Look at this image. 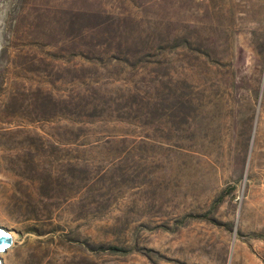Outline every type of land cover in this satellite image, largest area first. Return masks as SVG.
I'll use <instances>...</instances> for the list:
<instances>
[{
    "label": "rangeland",
    "instance_id": "rangeland-1",
    "mask_svg": "<svg viewBox=\"0 0 264 264\" xmlns=\"http://www.w3.org/2000/svg\"><path fill=\"white\" fill-rule=\"evenodd\" d=\"M0 230V264H264V0H0Z\"/></svg>",
    "mask_w": 264,
    "mask_h": 264
},
{
    "label": "water",
    "instance_id": "water-1",
    "mask_svg": "<svg viewBox=\"0 0 264 264\" xmlns=\"http://www.w3.org/2000/svg\"><path fill=\"white\" fill-rule=\"evenodd\" d=\"M9 244V235L5 230H0V251H5Z\"/></svg>",
    "mask_w": 264,
    "mask_h": 264
},
{
    "label": "bare ground",
    "instance_id": "bare-ground-1",
    "mask_svg": "<svg viewBox=\"0 0 264 264\" xmlns=\"http://www.w3.org/2000/svg\"><path fill=\"white\" fill-rule=\"evenodd\" d=\"M17 248V247H16Z\"/></svg>",
    "mask_w": 264,
    "mask_h": 264
}]
</instances>
